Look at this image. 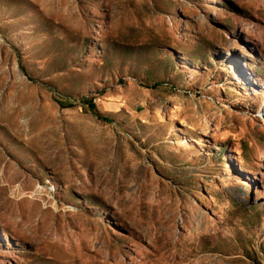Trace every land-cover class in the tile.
<instances>
[{
  "label": "rangeland",
  "instance_id": "obj_1",
  "mask_svg": "<svg viewBox=\"0 0 264 264\" xmlns=\"http://www.w3.org/2000/svg\"><path fill=\"white\" fill-rule=\"evenodd\" d=\"M0 264H264V0H0Z\"/></svg>",
  "mask_w": 264,
  "mask_h": 264
},
{
  "label": "trees",
  "instance_id": "obj_2",
  "mask_svg": "<svg viewBox=\"0 0 264 264\" xmlns=\"http://www.w3.org/2000/svg\"><path fill=\"white\" fill-rule=\"evenodd\" d=\"M88 105H89V108L94 112V114H95L98 118H101V119L106 120V121H111L110 118H108V117H103V116L99 113V111L97 110L96 105H95V103H93L92 99L88 102Z\"/></svg>",
  "mask_w": 264,
  "mask_h": 264
}]
</instances>
